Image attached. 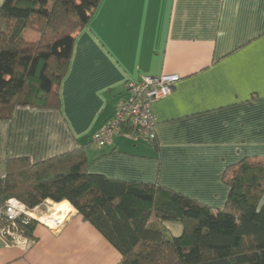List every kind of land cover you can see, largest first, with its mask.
Wrapping results in <instances>:
<instances>
[{"label":"crops","instance_id":"1","mask_svg":"<svg viewBox=\"0 0 264 264\" xmlns=\"http://www.w3.org/2000/svg\"><path fill=\"white\" fill-rule=\"evenodd\" d=\"M162 75L179 80L151 104L154 140L119 135L97 147L92 136L127 84ZM58 94V110L16 107L0 120L1 171L10 158L34 163L81 149L88 173L156 183L222 209L225 167L264 159V0H101L74 35ZM61 203L41 205L60 214L57 229L37 223L34 241L19 244L0 237V264H117L118 251ZM165 225L180 234L179 224Z\"/></svg>","mask_w":264,"mask_h":264},{"label":"trees","instance_id":"2","mask_svg":"<svg viewBox=\"0 0 264 264\" xmlns=\"http://www.w3.org/2000/svg\"><path fill=\"white\" fill-rule=\"evenodd\" d=\"M100 1L2 0L0 120L10 121L16 107L59 109L74 35ZM28 29L38 37L26 40ZM222 182L228 196L214 209L156 183L88 173L83 150L74 149L34 163L7 159L0 208L11 198L28 209L68 202L118 251L117 264H264V159L243 157L225 167ZM166 223L179 224L180 234ZM8 224L0 217V229ZM36 224L21 216L14 227L33 242Z\"/></svg>","mask_w":264,"mask_h":264},{"label":"built area","instance_id":"3","mask_svg":"<svg viewBox=\"0 0 264 264\" xmlns=\"http://www.w3.org/2000/svg\"><path fill=\"white\" fill-rule=\"evenodd\" d=\"M178 80L177 75H162L158 77L146 76L140 82H129L127 98L119 105L109 123L93 134L92 142L102 148L111 144L113 138L119 135H124L131 140L138 138L152 140L154 138V119L151 113V104L166 96ZM56 213V211L52 214L43 213L41 206L28 209L17 199H8L0 208V217L8 221L10 225L0 229V237L2 239L8 237L10 242L19 244V239L23 236L16 231L14 222L21 216L32 219L49 229H57L62 219H60V214L56 215Z\"/></svg>","mask_w":264,"mask_h":264},{"label":"rangeland","instance_id":"4","mask_svg":"<svg viewBox=\"0 0 264 264\" xmlns=\"http://www.w3.org/2000/svg\"><path fill=\"white\" fill-rule=\"evenodd\" d=\"M23 37L26 39V40H32V39H35L36 37H38V34L36 32H34V30H26L24 32V35ZM42 210L44 211H47L46 208H42Z\"/></svg>","mask_w":264,"mask_h":264},{"label":"bare ground","instance_id":"5","mask_svg":"<svg viewBox=\"0 0 264 264\" xmlns=\"http://www.w3.org/2000/svg\"><path fill=\"white\" fill-rule=\"evenodd\" d=\"M58 214V213H57ZM60 216V215H59ZM48 221V220H47Z\"/></svg>","mask_w":264,"mask_h":264}]
</instances>
